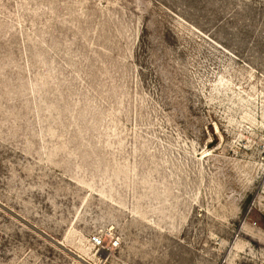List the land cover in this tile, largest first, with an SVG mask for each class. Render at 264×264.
Returning <instances> with one entry per match:
<instances>
[{
	"label": "rangeland",
	"instance_id": "1",
	"mask_svg": "<svg viewBox=\"0 0 264 264\" xmlns=\"http://www.w3.org/2000/svg\"><path fill=\"white\" fill-rule=\"evenodd\" d=\"M0 264H264V0H0Z\"/></svg>",
	"mask_w": 264,
	"mask_h": 264
},
{
	"label": "built area",
	"instance_id": "2",
	"mask_svg": "<svg viewBox=\"0 0 264 264\" xmlns=\"http://www.w3.org/2000/svg\"><path fill=\"white\" fill-rule=\"evenodd\" d=\"M90 243L93 245V246H96V247H103L104 246V242L103 240L100 238V236L98 235H92L90 237Z\"/></svg>",
	"mask_w": 264,
	"mask_h": 264
}]
</instances>
